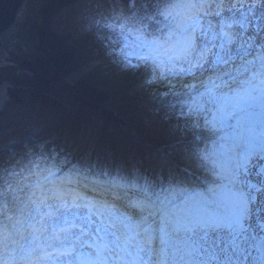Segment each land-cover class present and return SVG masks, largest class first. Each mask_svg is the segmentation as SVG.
I'll return each mask as SVG.
<instances>
[{"label":"trees","instance_id":"obj_1","mask_svg":"<svg viewBox=\"0 0 264 264\" xmlns=\"http://www.w3.org/2000/svg\"><path fill=\"white\" fill-rule=\"evenodd\" d=\"M185 1L162 0L169 26L163 34L162 20L133 18L132 23L122 21L119 25L111 22V29L138 37L141 46L136 57L146 58L149 69L157 65L158 77L160 73L171 75L168 69L176 67L184 55L176 41L165 42L173 33L179 37L187 26L185 22L195 17ZM97 6L92 0H31L12 46H6L0 59V83L6 85L0 105V143L6 151L15 152V159L23 165L14 180L15 203L11 198L8 203L0 200V237L24 228L25 223L14 217L30 201L35 204L42 191L50 192L57 201L89 194L116 205L115 196L95 193L81 181L130 189L144 175L152 182L151 192H157L160 182L174 184L183 173H188L192 182L198 181L197 177L219 179L216 169L200 152L206 135L174 122L201 90L220 87L222 80L212 73L206 76L214 83L205 79L206 87L198 88V92L167 94L128 92L147 80L150 70L143 65L130 68L133 80L119 84L103 81L100 76L107 72L101 69L67 79L92 57L74 34H100L85 27V17ZM153 40L157 44L149 46ZM241 79V75L236 77L237 81ZM175 146L180 155L169 163L165 149ZM78 157L90 167L82 170L74 163L59 171V162L69 165Z\"/></svg>","mask_w":264,"mask_h":264},{"label":"snow or ice","instance_id":"obj_2","mask_svg":"<svg viewBox=\"0 0 264 264\" xmlns=\"http://www.w3.org/2000/svg\"><path fill=\"white\" fill-rule=\"evenodd\" d=\"M92 3L98 6L91 9L85 17V27L87 30L100 33L108 55L112 56L115 62H122L124 68L135 69L143 65L149 69L146 58L137 56L136 62H133L118 44L113 43V38L106 36L102 30H110L113 21L119 25L122 21L132 23L133 18H142L145 22L162 20L164 28L161 34H163L169 26L166 23L168 15L161 7L162 0H92ZM195 7H203L205 17L221 19L216 25L209 22L205 26L201 23L202 17L197 15L179 33V37L174 33L171 34L165 44L176 41V46L183 50L184 55L177 62L176 67L168 69L171 74L168 76L160 73L158 77L157 65L153 64L149 69L146 83H155L159 78L169 85L173 93L178 91V87L179 92L183 93L187 89H196L197 84L206 87L205 79L214 83L206 76L207 73H212L216 79L225 81L233 79V73L243 69L245 74L250 72L253 77L260 76L264 85V0H205L203 4ZM225 17L228 22L224 21ZM198 30L199 35H197ZM208 36L212 39H201ZM155 44L157 41L153 40L149 46ZM5 91L6 85L0 83V97ZM185 106L189 114L200 112L199 109L193 112L188 105ZM257 109L260 113V123L256 127L259 128L260 134L264 135V87L259 90L253 87L251 90L248 111L245 113L247 121L245 131L238 137V142L245 134L250 136ZM203 112L210 117L213 115L207 108ZM238 115L233 113L228 118L230 125L238 119ZM209 122L205 121L206 124ZM210 123L213 126L214 122ZM238 142H235L236 145ZM232 153L229 151L226 159L222 157L219 165L220 175L226 172L227 175L223 177L229 178L230 182L235 179L234 169L244 168L249 162L247 157L237 159ZM16 155L15 152L6 151L5 146L0 143V200L5 203H8L10 198L11 202L15 203L14 180L23 168V165L15 159ZM165 155L169 158V163L175 162L180 155L178 146L165 149ZM204 158L208 157L204 156ZM213 163L217 165L216 159ZM151 183L145 178V186L151 188ZM221 198L228 201L229 211L220 217L213 214V210L204 199L185 201L179 205L174 202L170 204L169 207L175 206L177 209L180 228H174L167 220H157L156 217L160 216L159 212L155 214L149 212L148 216L144 217L142 207L137 209L135 205H131L133 212L143 218V223L140 225L142 231L132 230L130 234L114 233L109 231L113 227L111 224L91 230L88 224L81 225L78 231L61 228L60 234L53 228L47 236L41 231L40 237L44 239L45 247L34 248L30 254L51 261L52 264H76L84 248L91 250V255L98 261L102 258V264H111V258L120 261V264H136V261L139 264H264V224L259 226L258 232L244 233L242 237L232 235L227 242L219 240L207 231L217 228L221 219L228 227L238 224L239 218L246 213L247 206L242 193L231 196L222 194ZM72 207H81V205ZM82 207L87 208L88 205ZM128 207L125 206L126 209ZM56 211L60 215L52 217L51 214H47L48 219L60 221L65 212H70L71 208H57ZM170 217L172 221H177V213H170ZM149 219H151V227L147 226ZM41 221L40 228L44 229L47 220L41 217ZM64 223H68L67 220H64ZM101 232L105 233L104 237L100 236ZM111 236H116L115 243L112 244L110 240L105 243L104 241ZM9 239L14 238L0 237V248L8 246ZM8 247L9 255L0 256V264H14L9 258L11 255H19L26 260L25 249L21 248L18 252L12 253L11 247ZM49 249L57 251L53 253Z\"/></svg>","mask_w":264,"mask_h":264},{"label":"rangeland","instance_id":"obj_3","mask_svg":"<svg viewBox=\"0 0 264 264\" xmlns=\"http://www.w3.org/2000/svg\"><path fill=\"white\" fill-rule=\"evenodd\" d=\"M30 2L31 0H24L22 2L16 13L13 24L4 32L0 33V42H2L0 46H4L0 50V59L3 58L6 46H12L14 35L19 30V24L25 18ZM185 2L189 4L190 13L192 15H200L202 17L201 23L205 26H207L209 22L216 25L221 19L219 17H205L203 16L204 8L195 7V5L203 4L205 0H186ZM192 18L185 22L186 25L190 23ZM16 19H18V21H16ZM224 21L228 22L227 17L224 18ZM14 24L17 26L12 29L11 27ZM104 34L109 38H113V43L118 44L119 48L134 61L141 46V43L138 42V37L130 36L118 29H105ZM74 36H76L80 44L88 47L92 57L71 72L67 76L68 80L77 78L90 70L99 71V69L107 72V74H104L105 76H100L106 83L112 84L111 82H113V84H119L129 79L133 80L134 71H131L130 68H124L122 62L117 63L112 56L108 55L106 44L102 42L100 34L75 32ZM204 39L210 40L212 37H205ZM239 75H241L242 79L237 81L236 77ZM233 77V79L222 81L220 87H217V89L205 88L201 90V93L199 92L194 96L188 103V106L193 112L199 109V113L189 114L186 109L182 115L177 116L174 120L176 124H179L183 128L190 131L199 130L206 135L201 145L200 152L203 156L208 157L207 160L216 169L219 179H214L213 177H197L198 181L192 182L190 179L191 176H189L188 173H183L180 174L181 176L178 177L179 180L174 184L164 180L156 186L157 192H151V188L144 184L145 178L147 177L140 175L138 183H135L129 190L126 189V193L128 196L130 195L128 201L135 204V206L137 205V209H140L142 204L148 206V209L142 207L144 209V217H147L149 212L153 214L159 212L160 216L156 217L157 220H167L174 228H180L177 209L174 208V206H168L173 202L179 205L183 204L185 201L191 202L193 200L199 201L200 199H204L208 202L210 209L213 210V214L220 217L229 211L228 201L221 198L222 194L231 196L233 194L239 195L242 193L247 210L246 213L239 218V223L228 227L223 219H221L218 221L217 228L207 229V231L210 235L214 234L219 240L227 242L232 235L242 237L244 233L251 234L260 230L259 226L264 222V155L262 154L264 153V135H261L260 132L255 133V130L259 131V128L254 124L250 131V136L245 134L241 137L239 142L238 137L245 131V124L247 122L245 120V113L248 111V101L251 96V90L253 87L259 90L261 87H264V85H262L260 76L253 77L250 72L245 74L243 69H241L240 72L234 73ZM143 82L144 83L139 82L137 84V90L130 88L131 91L129 90L128 92L137 91L140 93L144 91L149 93L150 91H155L158 93L166 92L167 94L171 91L169 85L160 80L151 84L146 83V80ZM189 83H191V81H189ZM198 88L201 89L199 84H197L196 89H187L186 91L192 92L196 91ZM177 90H180L179 87ZM258 94L259 92H257V95ZM135 96L137 95L130 94V97ZM3 97L4 95L0 97V105ZM226 99L231 100L232 105L224 110H219V105ZM145 108H148V106L144 107V109ZM205 108L213 114L212 117L203 112ZM233 113L239 115L238 119L233 121L230 125L228 118L232 116ZM255 118H260L258 109L255 113ZM206 120L214 122V127L210 122L206 124ZM235 142H238L237 145ZM59 147H62V143L59 144ZM252 149H258L260 151L255 153L252 157L249 153ZM229 151H232V154L237 159L247 157L249 161L244 168L234 169L235 179L231 180V182L229 178L223 177L227 175L226 172H222L220 175L219 168L221 158L224 157L226 159ZM253 158L258 160V163L252 160ZM214 159H216L217 165L213 163ZM74 163H78V168L82 170H86L90 167L85 159L78 157L74 162L69 163V165H64L59 162V171L66 166L70 167ZM136 176L138 175L134 174V177ZM89 187L93 189L94 192L102 194L103 196L110 195L97 185ZM136 189H140V191L136 192ZM164 194H166V196L168 195L167 198H165ZM164 198L166 200L163 201ZM80 199L81 200H77V198H66V200L64 199L57 202L51 198L50 192L42 191L40 196L36 198L37 202L35 204L30 201L27 203L28 205L26 208L23 209V212L14 217V220H22L23 222H27L28 225L16 232L13 236H6L14 238L8 240V246L11 247V252L16 253L19 249L23 248L25 249V256L27 259L34 258L33 264H52L51 261L30 254L34 248L39 249L45 247L44 239L40 237L41 231H44L47 236L51 233L52 229L55 228L56 232L60 234L61 228H66L69 231H78L79 227L83 224H88L89 230L111 224L113 227L109 229V231L114 233L118 232L119 234L125 232L130 234L132 230L142 231L140 225L143 223V218L137 216L133 212L131 206L128 205L129 207L126 209L125 205H119L117 203V206H111L108 204H101L102 202H93L94 199L90 197L80 196ZM160 202H162V205H160ZM73 205H81V207H72ZM83 205H88V207L84 208L82 207ZM66 207L71 208V211L65 212L64 217L60 221L48 219L47 214H51L52 217L59 216L60 213H58L56 209H65ZM170 213H177V221L174 222L171 220ZM41 217L47 220L44 229L40 228L42 222ZM79 217L85 218L77 219ZM64 220H67L68 223L65 224ZM147 226H152L151 219H149ZM2 229H0V232ZM100 236L104 237L105 233L101 232ZM109 240L114 244L116 236L108 237L104 242L107 243ZM8 246L0 248V256L9 255ZM109 246L112 245L109 244ZM49 251L55 253L57 250L49 249ZM40 255L42 256V253ZM9 258L12 261L21 259L19 255H11ZM93 261L98 260L94 257ZM100 262H102V258ZM76 264H81L79 257L77 258ZM111 264H120V261L111 258ZM136 264H139V262L136 261Z\"/></svg>","mask_w":264,"mask_h":264},{"label":"bare ground","instance_id":"obj_4","mask_svg":"<svg viewBox=\"0 0 264 264\" xmlns=\"http://www.w3.org/2000/svg\"><path fill=\"white\" fill-rule=\"evenodd\" d=\"M232 105V101L229 100V99H226L223 101V103L221 105H219V110H224L228 107H230ZM260 123V118H255V124L256 125H259ZM259 131L255 130V133H258ZM260 150L258 149H252L250 150V156H254L255 153L259 152ZM264 155V153H262ZM252 160H255L254 158ZM256 163H258V160H255ZM63 171V170H62ZM75 177V176H74ZM79 182V181H78ZM82 184L86 185V186H92V185H95V184H89V183H84L81 181ZM100 188L105 191L107 194H111L113 196H115L122 204L123 203H126L128 204L129 206L131 205H135V204H132L130 201H128V197L130 199V195L128 196V194L126 193V189H120V188H117L116 186H113L111 185L110 183L107 184V185H101ZM129 188H127L128 190ZM138 199V198H137ZM131 204V205H130ZM139 204V203H138ZM137 206V205H136ZM142 207L144 208H147L148 209V206L146 204H142ZM146 209V210H147ZM82 251L88 253V254H91V250L89 249H82ZM34 262V258L32 259H27L26 261H21V260H18L16 259L14 264H33ZM102 262H92L91 264H101Z\"/></svg>","mask_w":264,"mask_h":264},{"label":"water","instance_id":"obj_5","mask_svg":"<svg viewBox=\"0 0 264 264\" xmlns=\"http://www.w3.org/2000/svg\"><path fill=\"white\" fill-rule=\"evenodd\" d=\"M24 0H0V33L9 28ZM261 224H264L261 223Z\"/></svg>","mask_w":264,"mask_h":264},{"label":"built area","instance_id":"obj_6","mask_svg":"<svg viewBox=\"0 0 264 264\" xmlns=\"http://www.w3.org/2000/svg\"><path fill=\"white\" fill-rule=\"evenodd\" d=\"M1 41V40H0ZM2 42H0V44H1ZM4 46H0V50H1V48H3Z\"/></svg>","mask_w":264,"mask_h":264}]
</instances>
